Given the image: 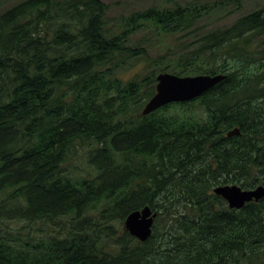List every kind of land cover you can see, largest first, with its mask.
<instances>
[{
    "label": "trees",
    "instance_id": "trees-1",
    "mask_svg": "<svg viewBox=\"0 0 264 264\" xmlns=\"http://www.w3.org/2000/svg\"><path fill=\"white\" fill-rule=\"evenodd\" d=\"M250 1L160 0L111 25L104 0L0 10V264H264V197L235 209L212 192L264 185V2ZM146 30L184 51L123 79L148 60ZM165 71L225 77L142 115ZM75 146L85 166L67 171ZM145 205L141 242L123 221Z\"/></svg>",
    "mask_w": 264,
    "mask_h": 264
},
{
    "label": "water",
    "instance_id": "water-1",
    "mask_svg": "<svg viewBox=\"0 0 264 264\" xmlns=\"http://www.w3.org/2000/svg\"><path fill=\"white\" fill-rule=\"evenodd\" d=\"M225 77L224 74H196L179 76L171 72H158L155 76V93L145 102L141 109L147 115L169 103L193 100L212 88ZM239 134L238 128L226 132L227 136ZM212 192L221 196L230 208L239 209L246 202L258 201L264 197V185L244 189L237 184H220ZM157 216L148 205L130 211L123 227L139 241H145L152 234L154 220Z\"/></svg>",
    "mask_w": 264,
    "mask_h": 264
},
{
    "label": "rangeland",
    "instance_id": "rangeland-1",
    "mask_svg": "<svg viewBox=\"0 0 264 264\" xmlns=\"http://www.w3.org/2000/svg\"><path fill=\"white\" fill-rule=\"evenodd\" d=\"M11 1H17V0H0V10L3 9L6 4H8ZM109 4V10L107 13V23L108 25H111L113 23L120 21V15L128 13L132 9H139L147 6L151 3H158L160 0H104ZM264 0H262L260 3H263ZM230 7V6H229ZM229 7L226 8L229 9ZM253 8L252 1L250 0H244L243 3V10L241 12H247ZM226 10H222L221 12H217L215 15H213V18H211V23H209V20H206L207 23L213 24V22H218L224 18L222 15ZM239 13H234L230 18V20H233L236 16H238ZM228 19V18H227ZM134 38H136V41H141V43L145 46H147V52L148 55L146 59L139 60L135 65H131L128 68V71L121 74V77L123 79H128L134 74H143L145 70L150 69L156 62L160 61L162 56L165 57H173L178 54H180L182 51H184L183 48V42L180 37L177 36H157L156 32L146 30V31H139L134 35ZM150 66V67H149ZM84 150L80 146H75L71 150V153L69 155V158L66 160L64 164V168L67 171H70L72 169H75V165L79 167H84L85 163L83 161L84 159ZM77 173L82 174L80 170H75ZM42 227H47L42 225Z\"/></svg>",
    "mask_w": 264,
    "mask_h": 264
}]
</instances>
